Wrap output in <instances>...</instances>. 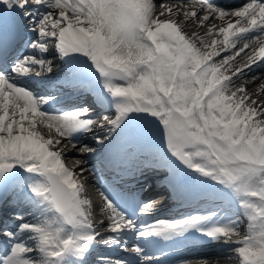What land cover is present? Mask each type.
Masks as SVG:
<instances>
[{"label": "snow or ice", "instance_id": "obj_1", "mask_svg": "<svg viewBox=\"0 0 264 264\" xmlns=\"http://www.w3.org/2000/svg\"><path fill=\"white\" fill-rule=\"evenodd\" d=\"M172 14L156 0H0V264H167L151 251L161 242L165 257L182 246L223 244L239 264H264V105L233 88L234 77L264 69V0L238 7L196 0L176 13L185 24L160 19ZM228 17L235 22L212 24L204 36L184 31L187 23ZM53 50L87 75L96 102L114 118L102 114L98 122L90 107L56 109L53 95L28 87L33 74L52 72L46 56ZM241 53L247 62L233 70ZM94 126H107L94 137L103 147L159 136L172 182L190 176L236 215L222 207L141 227L138 215L151 214L157 201H128L104 188V235L84 169L75 167L87 161L69 167L65 155ZM134 179L151 191L148 169ZM21 204L31 220L17 211Z\"/></svg>", "mask_w": 264, "mask_h": 264}, {"label": "bare ground", "instance_id": "obj_2", "mask_svg": "<svg viewBox=\"0 0 264 264\" xmlns=\"http://www.w3.org/2000/svg\"><path fill=\"white\" fill-rule=\"evenodd\" d=\"M236 1L238 0H215L216 3H219L223 6H231ZM247 2H249V0H246L244 3H247ZM156 3L157 4L166 3L173 7L172 15H165L163 17H160V19L162 20L174 19L180 22L181 24H185L184 17L182 15H176V13L178 11H181L182 8H191V6L194 3H196V0H164V1L156 0ZM198 8H199V5L197 4V9ZM159 11L160 9L157 8V15L159 14ZM229 20L233 23L235 22L234 17H228L224 21L213 20L211 24L205 27H199V26L193 25L192 23H187L184 27V31L189 35L196 33V34H199L200 36H204L207 31V28L211 27L212 24L216 25L218 29L221 26H226V23ZM212 38H218V37L208 38L209 42ZM52 47L53 46H50V48ZM241 47H243L242 44L237 45V49ZM245 53H247L248 55L251 54L249 50H245ZM245 53H241V56L237 57L236 61L233 63V70L241 67L247 62V55ZM224 55H227V54L225 53ZM46 59L52 62L53 68H52L51 73H45L43 77H45L46 75L47 76L46 78H49V77L52 78L54 73L57 71L56 68L54 67L55 63L59 61L60 57L53 50L50 52V54L46 56ZM219 59L220 58L217 57V60ZM35 80L37 81V80H42V79H35ZM234 80H236V83L233 85L234 89L238 87H244L246 89V93L248 96H250L252 99L257 100L258 104L264 105V88H262V85H264V69H256L255 71H252V72L246 71L245 75L242 78L234 77ZM87 84L88 82L85 83V82H82L81 80L78 81L76 79H73L71 81H68L66 83H62L59 85L49 84L47 86H44L41 84L39 87H38V84H36L35 82H31L28 85V87H31L35 91H38L44 94L53 95L56 98V102L53 104V107L56 109H68V108H73V107H90L92 108V112L90 113L92 118L98 122L101 120L102 114H107V115H110L112 118H114V113L106 112L105 109L96 102V99L94 98L93 93H91L88 87L86 88ZM57 93L64 94L67 97L65 96L64 99L59 100L58 99L59 95ZM68 96H70V98H68ZM106 134H107V126H105L103 130L94 126L93 132L89 133L86 137L82 139L77 149H73L71 145H67L65 149V155L66 157H68V159L66 160V164L69 167H74L75 166L74 162L77 159L87 161L85 164L81 166H75V167L77 168V170H79V168L81 167L84 169L83 180L85 182V187L87 189L88 198L90 199L93 198V196L95 195L94 192H96L94 190V186H98L100 192L102 189L107 188L113 193H119L121 195L125 194L127 196H134L136 198V201H139V198H141L140 201L141 200H151V199L158 200L157 196H158L159 189H157V186H158L157 180L159 179H157V177H158L160 168H158L155 172H152L151 170L153 169V167L151 163L153 164V162H151V160H150L151 162L150 163V162H144V160L141 159L140 162H138L139 164L137 165V170L135 169L133 170L136 172L134 177H140V172L142 170H145V169L149 170V174L152 176V179L149 181V183L154 185V187L151 189L150 192L143 194L144 192L141 191V187L143 184L142 179L137 180L133 178L128 183L114 181L108 184H104L107 177L110 178L111 176L114 175L115 167L111 166L110 170L104 169V166L102 164H106L107 161H104L103 159L101 163L99 158L108 157V155L106 154L107 152L106 150L108 149V147H103L101 144L97 142V140H95L94 137L98 135L102 138ZM53 138L58 139L59 137H56L55 134L53 133ZM93 144H96V145L91 146ZM85 145H87L88 147L94 148L95 151L92 153H88V154L80 153L78 148L85 146ZM115 145L116 144L113 143L109 147H113ZM97 148L104 149V152L101 153V151L98 150ZM119 149L120 147L116 150V152H118ZM146 149L150 150L149 152L150 154H146V156L154 160H156V158L162 157L161 146L157 145L155 142H152V143L147 142ZM147 159L149 160V158ZM163 161L165 162V160ZM92 190H93V193L91 192ZM20 191H21L20 189H16L17 193H19ZM99 197H101V195ZM100 199L101 198H99L98 201H100ZM93 200L91 202L93 206L94 219L97 220V221L95 220V223H96L98 222L99 219H101V221L104 220V215L102 211L103 200L101 202H98V201L95 202V200L94 201ZM159 205L160 203L157 201L156 207L154 209L159 208ZM165 205L166 203H163L162 208L160 210V213L164 215H152L148 217V220L151 221L149 225H154L161 221L166 223V220H155L156 218H159V217L163 218V217H166V215H171L169 212L163 210V207ZM219 206L220 207L218 211H220L221 208L223 207L227 215H236L237 213L235 206L231 208V207H228L227 205H223L220 201H219ZM17 211L23 213L26 219H29V220L32 219L31 214L25 209L23 204H21V207L17 209ZM101 221L99 223H96L98 228L101 227ZM104 222H106V220ZM245 228H246V222L242 224L241 226V235L244 234ZM101 232L103 233V231ZM105 235H107V233H105ZM217 245H218L217 247L207 249V250H201V249L190 250V251H187L183 256H186L188 260L191 262V264H205V261H207V264H239V260L236 257V254L231 250V246H225L223 244H217Z\"/></svg>", "mask_w": 264, "mask_h": 264}, {"label": "rangeland", "instance_id": "obj_3", "mask_svg": "<svg viewBox=\"0 0 264 264\" xmlns=\"http://www.w3.org/2000/svg\"><path fill=\"white\" fill-rule=\"evenodd\" d=\"M240 4V3H239Z\"/></svg>", "mask_w": 264, "mask_h": 264}]
</instances>
